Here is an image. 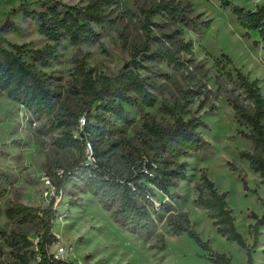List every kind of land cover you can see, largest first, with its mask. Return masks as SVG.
Listing matches in <instances>:
<instances>
[{
  "label": "rangeland",
  "instance_id": "obj_1",
  "mask_svg": "<svg viewBox=\"0 0 264 264\" xmlns=\"http://www.w3.org/2000/svg\"><path fill=\"white\" fill-rule=\"evenodd\" d=\"M39 0H0V26L8 14L24 2ZM68 5L86 6L96 0H62ZM159 0H117L106 7L111 22L98 27V42L74 44L68 38L59 48L60 61L50 67L37 68L52 77L51 88L56 95L54 118L36 120L22 105L0 96V168L10 174L13 184L0 194V228L5 236L12 232L26 235L38 250L42 229L37 224L21 225L10 221L5 211L14 204L37 208L48 205L53 187L45 177L79 158L75 150H60L55 141L63 129L55 127L54 121L67 113L82 114L85 104L73 93L74 68L78 60L84 59L94 76L117 74L132 58L135 49L145 41L143 33V10L157 4ZM192 5L194 16L206 23L193 31L180 27L177 22L161 17L152 26L159 41L150 45L153 52L171 51L184 62L182 66L170 65L164 60L143 61L144 69L137 70L153 87L157 103L153 108L138 110L124 105L133 121L124 133L98 142V134H87L96 153L99 149L103 162L110 161L114 170L128 175L132 166L131 145L139 146L145 116L167 125L173 120L160 112L163 104L183 101L187 92L191 105V116H199L207 127L200 130L210 143V148L201 154H192L180 161L186 163L187 180L178 182L170 189L169 199L155 209L156 226L151 237L132 233L120 227L112 217V210L103 208L97 197L70 186L55 203L56 219L53 232L58 242L50 251L63 247L72 264H213L210 250L205 249L188 233L174 235L169 222L186 215L192 228L210 249L226 254L232 264H248V254L253 264H264V225L260 226L255 244L254 227L257 219L264 216V184L258 173L240 157L244 151L254 147L242 134L248 133L235 118L228 98H238L248 106L244 90L237 80L236 69L250 81H258L264 95V43L256 32L250 35L241 27L230 9L221 7L219 0H177ZM247 10L264 6V0H229ZM20 32H6L11 44L42 48L48 40L38 32L36 25L21 14L13 16ZM190 43L194 54L177 53L175 42ZM223 55L231 59L229 63ZM33 62L30 55L24 56ZM80 117H84L82 114ZM77 130L74 134H77ZM133 156V154H132ZM205 171L221 192L228 193V205L233 210L236 228L245 239L246 247L227 241L207 217L206 211L196 204V187L201 173ZM158 202L162 197L155 196ZM156 205V204H155ZM0 235L3 260L19 264ZM38 257L30 264H38Z\"/></svg>",
  "mask_w": 264,
  "mask_h": 264
},
{
  "label": "trees",
  "instance_id": "obj_2",
  "mask_svg": "<svg viewBox=\"0 0 264 264\" xmlns=\"http://www.w3.org/2000/svg\"><path fill=\"white\" fill-rule=\"evenodd\" d=\"M219 1L222 8L233 12L247 35L256 32L264 43V6L252 11L229 0ZM116 3L117 0H96L86 6H79L68 5L62 0H39L24 2L12 10L0 26V96L6 94L9 99L25 107L36 120L54 118L56 95L51 88L52 77L39 70L37 65L50 67L58 63L59 48L62 40L66 38L74 44L98 42L100 34L97 28H104L111 22L106 7ZM19 14L31 20L49 43L42 48L9 43L4 34L21 31L12 19ZM143 16L145 41L135 49L131 60L117 74L94 76V70L88 67L84 59L76 62L72 91L85 104L82 111L84 117L76 113L57 117L54 125L63 129V133L54 145L60 150L77 151L79 158L66 166L61 175L55 173L51 176L54 191L45 208L14 204L5 211L12 222L21 225L37 224L42 229L38 250H35L33 242L26 235L12 232L5 236L0 228V235L5 236V244L19 264H30L37 257L41 258L38 264H72L70 261L54 260L50 252V247L58 242V237L53 232L55 203L70 186L97 197L104 209L112 210V217L120 227L147 238L151 237L156 226V211L148 196L155 197L160 192L170 195L171 188H175L178 182L187 180L186 163L180 160L192 154H201L210 148V143L200 132L207 127L201 117L193 115L185 118L191 115L188 106L192 104V92H187L182 102L163 104L160 107V112L173 120L172 124L163 125L150 116H145L140 145H131L130 159L133 167L128 175L114 170L110 161L100 160L99 149L96 153L93 150L95 163L89 162L88 144L92 146L94 141L95 145V140H88L87 134L97 133L98 142L114 138L133 124L124 105L138 110L155 107L157 99L152 91L153 87L137 71L144 69L143 61L164 60L170 65H184L183 60L171 51L151 50L150 45L159 41L152 30V26H155L154 20L168 18L178 23L180 31L183 28L197 31L201 25L206 24L200 22L199 16H194L191 4L177 0H159L156 5L144 9ZM175 46L179 54H194L192 45L181 39L175 42ZM26 55H30L33 62H27L24 59ZM223 58L231 63L228 56L223 55ZM235 71L250 104L245 106L235 97L228 98V102L239 125L249 130L242 134L254 147L253 151L242 152L240 157L260 175L264 184V95L258 81H250L241 71ZM81 119L85 120L82 130ZM77 129V134H74ZM12 184V176L0 168V194ZM196 191V204L206 211L217 232L227 241L246 247L243 235L236 228L233 210L228 205V193L219 191L205 171L201 173ZM252 216L258 221L252 226L257 244L260 226L264 225V216ZM169 226L174 235L188 233L205 249L210 250L213 264H232L229 256L212 251L209 244L202 241L186 215L171 220ZM2 256L0 248V264H13L3 260ZM248 264H253L250 254Z\"/></svg>",
  "mask_w": 264,
  "mask_h": 264
},
{
  "label": "built area",
  "instance_id": "obj_3",
  "mask_svg": "<svg viewBox=\"0 0 264 264\" xmlns=\"http://www.w3.org/2000/svg\"><path fill=\"white\" fill-rule=\"evenodd\" d=\"M84 125H85V120L81 119V122H80V129L81 130L83 129ZM87 156H88V160H89L90 163H95L96 159H95V156H94V152H93L92 146L90 144H88ZM56 173L61 175L63 173V170H59ZM44 179H45L46 183L49 186L53 187L51 177H45ZM158 196H160V198L162 197V201L161 202H158L156 200V197H154L153 195H149L148 196V198L153 202V205H154L155 209L156 208L159 209L160 206L162 205V203L166 202L169 199V195L161 193V192L157 194V197ZM51 254H52L54 260H56V261H60V260H62V261H70V259L68 258V253L63 247H60V248L54 250L53 252H51ZM38 259L40 261L41 258L38 257Z\"/></svg>",
  "mask_w": 264,
  "mask_h": 264
}]
</instances>
